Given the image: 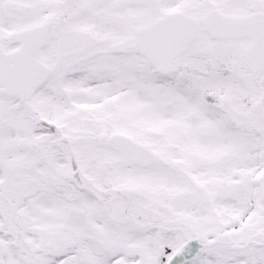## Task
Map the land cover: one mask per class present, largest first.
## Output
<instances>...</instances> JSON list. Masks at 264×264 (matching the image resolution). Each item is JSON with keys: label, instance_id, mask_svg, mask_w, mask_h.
Returning a JSON list of instances; mask_svg holds the SVG:
<instances>
[{"label": "snow or ice", "instance_id": "6c2138e0", "mask_svg": "<svg viewBox=\"0 0 264 264\" xmlns=\"http://www.w3.org/2000/svg\"><path fill=\"white\" fill-rule=\"evenodd\" d=\"M0 264H264V0H0Z\"/></svg>", "mask_w": 264, "mask_h": 264}]
</instances>
